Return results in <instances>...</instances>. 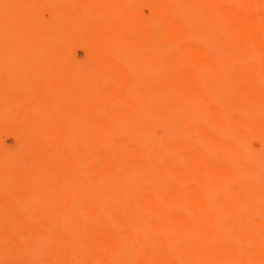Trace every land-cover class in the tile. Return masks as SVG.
Instances as JSON below:
<instances>
[{"label": "bare ground", "instance_id": "obj_1", "mask_svg": "<svg viewBox=\"0 0 264 264\" xmlns=\"http://www.w3.org/2000/svg\"><path fill=\"white\" fill-rule=\"evenodd\" d=\"M1 258L264 264V0H0Z\"/></svg>", "mask_w": 264, "mask_h": 264}, {"label": "rangeland", "instance_id": "obj_2", "mask_svg": "<svg viewBox=\"0 0 264 264\" xmlns=\"http://www.w3.org/2000/svg\"><path fill=\"white\" fill-rule=\"evenodd\" d=\"M253 147H254V148H259L260 145H259L258 142L254 141V142H253ZM2 258H3V257H2ZM2 258H1L0 260H2ZM8 260H9V259H8ZM2 261L5 262V261H7V259L4 258V260H2ZM2 261L0 262V264H1V263L4 264ZM6 263H8V262H6Z\"/></svg>", "mask_w": 264, "mask_h": 264}]
</instances>
